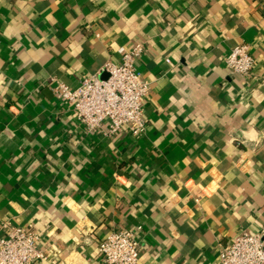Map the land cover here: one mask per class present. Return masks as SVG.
<instances>
[{
    "label": "crops",
    "instance_id": "0c3cea01",
    "mask_svg": "<svg viewBox=\"0 0 264 264\" xmlns=\"http://www.w3.org/2000/svg\"><path fill=\"white\" fill-rule=\"evenodd\" d=\"M135 44L145 134H87L49 80L75 88ZM241 44L248 80L224 64ZM3 222L33 227L43 264H99L122 227L138 264H216L264 229V0H0Z\"/></svg>",
    "mask_w": 264,
    "mask_h": 264
},
{
    "label": "built area",
    "instance_id": "2783aa9c",
    "mask_svg": "<svg viewBox=\"0 0 264 264\" xmlns=\"http://www.w3.org/2000/svg\"><path fill=\"white\" fill-rule=\"evenodd\" d=\"M144 51L143 44L120 47L116 51L118 63L107 61L98 74L83 77L77 87L70 88L53 78L47 86L56 101L72 112L74 124L87 134L140 138L146 131L145 100L151 87L137 69ZM224 64L230 75L250 79L255 66L250 46L233 47ZM102 74L106 79L99 78ZM195 204H199L197 198ZM39 242L40 236L32 226L1 223L0 264H43L47 257ZM97 254L99 264H138L139 242L133 232L122 227L99 241ZM216 264H264V229L255 234L244 230L236 234L220 247Z\"/></svg>",
    "mask_w": 264,
    "mask_h": 264
},
{
    "label": "water",
    "instance_id": "95a60500",
    "mask_svg": "<svg viewBox=\"0 0 264 264\" xmlns=\"http://www.w3.org/2000/svg\"><path fill=\"white\" fill-rule=\"evenodd\" d=\"M101 80H104V79H106V75L105 74H102V75H100V77H99Z\"/></svg>",
    "mask_w": 264,
    "mask_h": 264
}]
</instances>
